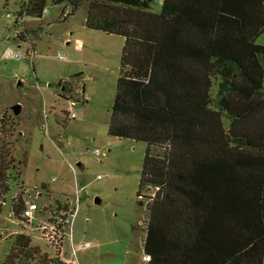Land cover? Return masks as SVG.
<instances>
[{"label": "trees", "instance_id": "obj_1", "mask_svg": "<svg viewBox=\"0 0 264 264\" xmlns=\"http://www.w3.org/2000/svg\"><path fill=\"white\" fill-rule=\"evenodd\" d=\"M65 1L71 17L84 0L51 2ZM86 2L87 29L124 39L107 134L146 145L137 196L151 191L142 248L147 264H262L264 0ZM46 5L21 0L16 19L41 20ZM21 33L15 40L25 42L29 34ZM9 176L0 207L17 179ZM22 195L13 197L10 211L29 224ZM58 211L69 213L65 205ZM52 216L61 244L66 230L59 221L67 217ZM36 260L65 264L32 247L23 233L4 264Z\"/></svg>", "mask_w": 264, "mask_h": 264}, {"label": "rangeland", "instance_id": "obj_2", "mask_svg": "<svg viewBox=\"0 0 264 264\" xmlns=\"http://www.w3.org/2000/svg\"><path fill=\"white\" fill-rule=\"evenodd\" d=\"M51 1L41 20L17 23L6 15L21 0H0V187L4 176L17 178L0 207V264L20 233L50 258L68 261L76 252L80 264H147L142 248L151 191L137 196L146 145L107 134L124 39L86 28V0L71 17L68 2ZM25 30V42L16 41ZM8 48L21 59L4 57ZM260 63L264 68V56ZM15 104L18 116L10 110ZM18 192L37 208L29 224L10 211ZM64 205L69 216L57 212ZM54 213L67 217L59 221L66 235L58 255L49 241L62 236L49 224ZM79 242L98 248L82 252Z\"/></svg>", "mask_w": 264, "mask_h": 264}, {"label": "built area", "instance_id": "obj_3", "mask_svg": "<svg viewBox=\"0 0 264 264\" xmlns=\"http://www.w3.org/2000/svg\"><path fill=\"white\" fill-rule=\"evenodd\" d=\"M157 1H162V0H157ZM15 13L8 14V15H6V17L7 18H14L15 19V18L18 17V16L16 17ZM46 13H48V9L45 7L43 9V15H46ZM24 19H25V16H23L21 19H16L15 22H17V23L19 22L20 23V21H23ZM262 45L264 46V42H263ZM31 50H32V47H31ZM32 55H33V50H32V53H31L30 56H32ZM4 57H6V58H18V59H21V56L18 55V53L13 52L9 48L5 50ZM57 58L58 59H61L62 57L60 55H57ZM36 209L37 208H36L35 204H33L31 202L30 203H27V201H26V205H25V207L23 209V212H22V217L24 219H27V220L30 221V219H32L33 212L36 211ZM52 232H55V231H52ZM70 237L72 238L71 235H70ZM53 238H55V236H53L49 241L52 242L53 246H55V250L58 252L59 251V248H60V244H59L58 241H55ZM77 246H79L80 249L84 250V249H88L89 247H91L92 244L90 242H85V243H80L79 242ZM73 255H74L73 258H71L68 261L62 260L63 263H65V264H77V262L75 260L76 259L75 257L77 256L76 255V252H73ZM144 260L145 261H149V257L146 256V258Z\"/></svg>", "mask_w": 264, "mask_h": 264}, {"label": "water", "instance_id": "obj_4", "mask_svg": "<svg viewBox=\"0 0 264 264\" xmlns=\"http://www.w3.org/2000/svg\"><path fill=\"white\" fill-rule=\"evenodd\" d=\"M11 110L13 112L14 115H19L20 114V107L15 104L14 106L11 107ZM95 203H97L98 205L100 204V200L98 198H95Z\"/></svg>", "mask_w": 264, "mask_h": 264}, {"label": "crops", "instance_id": "obj_5", "mask_svg": "<svg viewBox=\"0 0 264 264\" xmlns=\"http://www.w3.org/2000/svg\"><path fill=\"white\" fill-rule=\"evenodd\" d=\"M93 233V232H92ZM70 235H71V233H70ZM72 236V235H71ZM73 239V236H72V238L70 237V240H72ZM97 240V239H96ZM72 245H74L73 243H72ZM96 248H98V246H97V244H92V246L91 247H89L88 248V250H94V249H96ZM88 250H83L82 252H86V251H88ZM76 259V262H77V264L79 263L80 264V262H79V260L77 259V256L75 257ZM61 260H64V259H66V258H60ZM69 259V258H68Z\"/></svg>", "mask_w": 264, "mask_h": 264}, {"label": "flooded vegetation", "instance_id": "obj_6", "mask_svg": "<svg viewBox=\"0 0 264 264\" xmlns=\"http://www.w3.org/2000/svg\"><path fill=\"white\" fill-rule=\"evenodd\" d=\"M10 110H11V107H10ZM12 111V110H11ZM13 113V112H12ZM92 244V243H91Z\"/></svg>", "mask_w": 264, "mask_h": 264}, {"label": "clouds", "instance_id": "obj_7", "mask_svg": "<svg viewBox=\"0 0 264 264\" xmlns=\"http://www.w3.org/2000/svg\"><path fill=\"white\" fill-rule=\"evenodd\" d=\"M26 203V202H25ZM145 256H147V255H145ZM146 262H148V261H146Z\"/></svg>", "mask_w": 264, "mask_h": 264}]
</instances>
